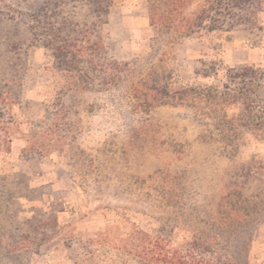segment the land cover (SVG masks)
<instances>
[{"label":"rangeland","instance_id":"obj_1","mask_svg":"<svg viewBox=\"0 0 264 264\" xmlns=\"http://www.w3.org/2000/svg\"><path fill=\"white\" fill-rule=\"evenodd\" d=\"M164 1L112 0L100 60L108 73L89 80L45 48L18 52L13 42L27 37L0 21V136L9 145L0 146V175H14L26 196L18 218L35 215L45 237L29 264H74L68 239L126 221L165 224L175 241L209 240L233 264H264V135L238 127L223 142L217 120L238 107L209 114L188 98L192 87L221 85L227 67H264V39L168 32L151 19ZM207 1L183 0L179 22ZM201 61L218 64L216 79L201 76Z\"/></svg>","mask_w":264,"mask_h":264},{"label":"trees","instance_id":"obj_2","mask_svg":"<svg viewBox=\"0 0 264 264\" xmlns=\"http://www.w3.org/2000/svg\"><path fill=\"white\" fill-rule=\"evenodd\" d=\"M183 0H165L152 22L168 32L188 36L237 31L250 38L255 45L262 44L264 0H208L199 13L187 20L180 19L177 9ZM33 4L22 10L19 4ZM112 8V0H0V21L20 31L23 40L12 44L20 52L30 44L52 53L68 70L78 72L80 80L106 76L108 69L100 65L107 37L104 26ZM187 25H186V24ZM182 25V26H181ZM188 26V27H186ZM200 64L205 66L204 62ZM218 64L208 62L200 70L203 78L218 77ZM92 85L96 82L92 81ZM90 83V84H91ZM188 89L191 103L205 106L209 114L214 106H237L238 111L229 119L226 114L217 120L216 130L223 142L238 136V127L257 135H264V67L239 64L223 70L219 86ZM5 88H7L5 86ZM0 93V104L5 105ZM0 106V123L4 120ZM0 146L9 152V145ZM6 145V147H5ZM14 175H0V264H29L30 256L37 254L45 243L44 232H39L35 215L20 220V197ZM16 179V177H15ZM124 225L101 226L100 232L87 239H68L67 251L74 264H233L230 258L217 250L209 240L174 239L173 231L165 224L158 229H145L126 221Z\"/></svg>","mask_w":264,"mask_h":264}]
</instances>
